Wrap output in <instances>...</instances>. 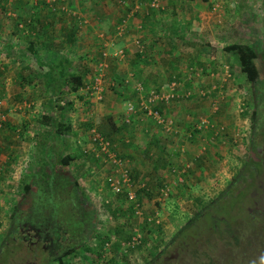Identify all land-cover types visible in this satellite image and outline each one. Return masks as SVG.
Returning a JSON list of instances; mask_svg holds the SVG:
<instances>
[{"label": "rangeland", "instance_id": "374dc122", "mask_svg": "<svg viewBox=\"0 0 264 264\" xmlns=\"http://www.w3.org/2000/svg\"><path fill=\"white\" fill-rule=\"evenodd\" d=\"M194 1H199L200 6L208 8H205V11L201 10L203 13L197 17V23L191 21L190 27L187 26L188 35L186 34L185 37H189L188 41L192 39L196 42L192 45V50H196V46L201 47L205 44L203 51H199V55H203L202 60L207 64L202 69L193 65V62L184 64V59L177 60L175 65L181 74L178 79L174 78L176 80L173 96H171L172 90H168L171 80L167 77L168 73L172 75V69L162 61L156 65L154 70L158 73L157 76L165 81H162V90H160L162 102L155 103L163 105L162 113L171 118L172 127L168 130L165 128L167 124L159 123L153 114L148 111L142 112L147 116L143 119L148 124L147 129L154 132L150 137L154 146L148 144L147 147L151 150V154L145 150L146 142L137 129V119L124 116L129 109L122 101L120 107L107 112L98 103L104 97L101 100H94L83 90L88 97L78 98L79 94H83L80 91L81 87L69 92V98L74 97L77 99V104L78 101L80 103L75 104V108L68 112L66 119L70 120L72 128L65 133L62 141L69 144L68 149L74 151L77 162L70 163L64 170L72 179L79 182L81 196H84L90 207L97 211L94 218L97 223L95 222L94 230L88 232L89 237L87 236L86 242L71 255H65L66 264H151L153 261L156 264L157 257H163L161 264H207L205 260L198 258L199 255L206 258L207 254L216 259L213 264H264L263 261L256 260L259 253L258 249L253 248V245L260 244V240L264 241L263 189L261 193H258V189L252 187L255 182L260 183V180L253 181L251 170L254 173L256 167L245 163L251 155L260 161L261 172L264 171V141L257 150H253L249 145L252 120L245 111V106H250V102L253 101L250 100L252 87L245 73L239 69L233 53L224 48L226 44L233 41H248L250 44L257 45L259 53L257 63L261 76L264 77L263 6L261 0ZM189 2L191 3L187 0H169L167 3L169 6L165 8L169 12L171 8L169 3L178 4V6H185V13L189 14L191 13L187 11ZM68 4L71 6V2ZM95 7L99 9V6ZM7 8L8 6H0L1 19H6ZM154 8L160 10V6ZM100 9H103V6ZM175 11L181 13L173 9L175 14ZM102 13L107 17L109 15L105 10H102ZM93 19L95 27L101 23L103 25L96 28L97 31H103L106 34L104 28L109 30L111 19L101 20L96 17ZM160 22L156 23L154 30L157 38L148 48L158 50L159 46L164 48L168 46L165 40L166 25L168 24L170 28L173 25L166 21L165 28L164 26L161 28ZM169 22L175 23V20ZM81 30L84 29L81 28ZM122 32L123 30H120L119 35ZM170 33L172 35V31ZM135 44L137 46V42ZM137 48L140 47L137 46ZM13 49L18 50L16 47ZM145 50L146 53H152L148 49ZM177 50L178 53L173 52L172 56L185 54L188 49L180 46ZM106 52L109 56L110 52ZM8 59L2 58V61L6 62V67L11 69L15 64L12 59ZM110 60L113 66L119 67L115 58L107 59L105 71L107 70L108 73L106 72L102 77L104 84H108L112 79L111 82H115V85L109 88L116 90L120 83L116 80L117 76L111 74V67L108 69ZM94 61H83L89 63L88 69L85 66L89 72L83 76L85 83L96 73L97 64H94ZM28 67L34 68L32 69L33 86H29L27 91L22 90L15 81L14 85H6V90L0 93L1 110L7 120L5 124L0 125V254L4 256L1 251L6 249L5 245L13 251L10 257L12 261L7 260L3 264H39L40 257L44 260L34 247L36 236H32V231L29 235L21 237L23 241L18 247L12 246L10 237L16 230L15 237L18 239L19 228L16 229L14 220L15 213L21 211V208L13 210L12 206L14 203H18V206L23 205L24 197L19 190L28 177L29 166L35 165L30 163L33 162L31 153L34 149L32 136L37 135L33 128L36 124L35 116L42 108L46 94L45 83L40 82L42 75L39 76L36 72L38 65L34 58L29 60ZM211 71L213 72L210 73ZM10 72L12 76L13 69ZM6 74L9 72L6 71ZM10 76L6 75V77ZM125 76H129L128 85L131 88H134L136 81H141L138 80L139 78L134 79L131 74ZM145 85V83L142 84L143 91L151 90L152 86ZM136 91L135 89L132 92V102H134ZM123 119L129 120L128 123L135 122L136 127L134 126L133 132L137 130L133 142L129 141L124 146L113 138L120 134V130L125 131V128L119 127L118 124L120 120L124 121ZM115 121L118 127L114 125ZM8 124L16 125V129L11 130ZM92 128L101 131L109 138L114 150L128 166L133 181L131 187L136 188V198L139 202L137 212L133 204L130 203L131 207L127 206L128 201H125L122 204L123 207L118 209L113 205L106 207L100 204L99 198L102 199L104 195L111 198V201H115L114 193L106 184V176L113 170L110 163L102 160L103 156L93 155L100 151L98 144L91 139ZM155 129L161 133V136L156 139L164 137L163 139H154ZM136 144L138 147L135 149L139 150L136 151V159L145 150L143 153L147 152L148 155L140 154V156L145 157V160L149 162L152 156L151 160L159 164L158 169H155L153 165L142 167L132 164L133 160L127 156V153L132 152ZM83 146L85 150H88L86 152L89 155H81L79 151ZM58 168L60 170L61 166ZM133 174L136 176L134 177ZM250 181L251 186L248 185ZM163 183L166 185L165 190H163ZM139 186L140 188L137 189ZM167 189L170 191L169 194H166ZM242 189L244 191L249 189L250 193L258 198L253 201L247 193L236 195ZM63 196L59 197L60 201H67L63 203L64 209L59 211L58 220L62 224L60 238L66 245L82 237L80 230L83 229V225L69 224L70 213L75 217L78 212L72 198ZM204 203L208 204L210 209L206 208L203 211L204 208L201 205H205ZM117 204L120 203L116 202L114 205L117 206ZM212 213L214 218L211 216ZM245 214H251V216L248 217ZM22 218L25 219V217ZM32 218L34 217L29 215L31 221ZM252 218H254L253 221H250L249 219ZM146 219L157 222L158 228L147 231L150 225L146 223ZM19 223L30 232L32 222L20 220ZM128 231H134L136 241L128 242L125 237ZM72 234L77 235V238L71 236ZM100 235L110 238L103 248L102 255L98 257L96 255L98 252L96 253L94 249ZM253 240L255 243L252 244ZM245 242L252 244L250 249L247 245L249 250L246 254L242 251ZM46 246L49 250V243ZM260 247L261 254L264 256V245ZM52 248L56 250L58 246H52ZM254 258L256 261H253ZM49 264L56 263L53 261Z\"/></svg>", "mask_w": 264, "mask_h": 264}, {"label": "trees", "instance_id": "16d2710c", "mask_svg": "<svg viewBox=\"0 0 264 264\" xmlns=\"http://www.w3.org/2000/svg\"><path fill=\"white\" fill-rule=\"evenodd\" d=\"M57 1H58L57 2L58 6L50 7L51 9L54 10L52 12L53 18H55L56 15L55 13L57 12L69 11L68 9L66 10L62 7L63 4H65L66 2L63 3L61 0H57ZM261 2L264 11V0H261ZM66 5L68 6L67 3ZM5 17L7 18V15H5ZM75 17L77 18V16ZM20 18L24 19L23 15H21ZM27 19H29V22L26 21L27 26L25 27L28 28V32L29 34H31L30 37H32V39H30L28 45H26L25 47L23 46L22 49H26V51H30L31 54L35 55L34 58L38 65V67H36V72L39 76L42 75L40 79L41 81L40 80L39 81L40 82L44 81L45 83L44 89L46 94L41 105L42 108L35 116L36 124L33 128L37 135L36 137L32 136L33 139L32 145L34 149H33V153H31V158L33 159V162L31 161L30 163H34L35 165L29 166V172L27 174L28 177L27 179L24 180L19 190L20 194L24 197L23 205L18 206L19 205L18 203L17 204L14 203L12 206L13 210L15 208L16 209L21 208V211L15 213L16 217L14 220L16 229L19 228L17 235L18 239L15 237L16 230L14 231V235L11 234L10 237H11V243H13L12 246L16 245V247H18L23 241L21 240V237L23 235H29L32 231V236L33 235L36 236L34 238L35 242L33 243L34 247L36 250L39 251V255H42L44 257V260L42 257H40L41 261H39V264H49L53 261H55L56 264H66L64 261L65 255L66 254L71 255L72 253H74V251L77 250V248H79L81 245H83L86 242L87 238L89 237L88 232L90 230L91 232L94 230L93 227L95 226V222H96L94 221V218L96 217L95 215L97 214V211H95L93 207H90V205L86 202L84 196H81L82 190L80 188L79 182L76 179L75 180L72 179L70 175L66 174L64 170V168L70 165L73 158L75 157L74 151L68 149L69 144L62 141L65 133L70 131L72 128L70 120L66 119V117H68L67 116L68 112H70V110L73 108V100L71 99V97L69 98V92L71 90L79 89L81 85L85 82L83 81L82 74L76 72L73 61L68 55V51H65L64 53L59 52L60 48L58 46V43L53 42L52 51L56 54V56H54L53 58H48V57L40 58V55L39 57H36L38 55V52H40L38 50L37 45L40 42L41 44L43 43V40L39 41L37 38L42 33H45V35L49 36L50 32L47 27L43 28V26L39 22L38 17H35L34 15H29V17L26 18V20ZM50 23L52 24V21H50ZM53 29L55 30V27ZM72 29L73 27H70L69 35L71 33L73 34ZM59 45H62V43H59ZM224 48L233 53L234 58H236V61L238 63L239 69L243 73H245V77L247 81H249L252 87V92H251L252 94L250 100L253 101L252 103L250 102L251 104L250 106L249 105L245 106V111L247 112L248 115H250L249 117L252 120L249 145L253 150H257L258 146L262 143V141H264V77L261 76V72L257 63V58L259 57L257 45L250 44L248 41H233L226 44ZM134 52L137 56L133 60H138L144 57L143 60L146 63H149L150 61L154 60L156 55L155 53L150 54V53H146L145 51H141L140 48H136ZM169 56H170L169 58L170 63H173L175 61V56H171V54H169ZM195 56H196L195 54L188 53V60H190L189 62H193L192 64L195 66H202V68L204 69V65L207 63H205L204 61H199V59L197 60L194 59ZM75 67H77V65H75ZM32 69L34 68L29 67L28 70L26 69L27 70L26 74L23 72H19L17 75H15L16 78L15 80L19 84L21 89H25L27 86L33 83L31 82L33 80ZM212 72L213 71H211L210 73ZM116 76H117L116 78L117 82L121 83V88H123L122 85L124 86L125 84L126 86L128 85V80H126L128 78L127 76H123V77L121 75H116ZM178 78L179 77H177V79ZM171 79L172 78L170 77L169 80ZM113 83L114 86L115 82ZM131 90L132 92H134L135 88H132ZM1 91L2 90H0V93ZM79 97H82V94H79ZM132 98H127V99L126 97L123 98L125 100V106H127L128 101L133 100ZM134 98L135 99L133 103L136 110H134L133 112L124 113V116H128L129 118H132L133 115H138L139 113L145 111L144 109L139 107L140 96L138 95L137 91L134 95ZM159 102H162V99H160ZM157 107L159 108L160 111H163L162 104L157 105ZM123 120L124 123L125 122L128 123V121H126L125 119ZM6 121H7L6 119L2 120V125L5 124ZM8 127L11 130L16 129V125L14 124H8ZM63 149L65 150L64 152ZM86 151L88 150H85L83 146L80 148L79 152L81 153V155L84 156L89 155L87 154ZM93 155L95 157L103 156L102 160L104 162L107 161V159L105 158L106 156L102 151H100L98 154H93ZM89 157H91V155ZM245 163L248 166L252 165L253 167H256L254 173L253 170H251L253 181L254 179L260 180V183L255 182L253 185L252 182L250 181L248 185L249 186L252 185L254 189L257 188L258 190L257 189L256 190L258 193H261L263 189L262 193L264 195V171L261 172L260 161L254 159L253 156L249 155V159ZM58 166H61L60 170ZM133 175L134 177L136 176L135 174ZM162 185H164L163 190H165L166 189L165 183H163ZM139 188L140 186L137 189ZM166 191H167L166 194H169L170 191H168V189ZM246 193L253 201H255L258 198L257 196L254 197L255 195L253 196L250 193L249 189L247 191H244V189H242L240 190V192H237L236 195L238 194L243 195ZM63 195H67V197L70 196L72 198L75 208L78 212L75 217H73V215L71 216L70 213L69 224L71 226L75 225L76 223L78 224L80 223V225H83L82 226L83 229L80 230L82 237L76 239L77 235L72 234L71 236H74L76 240L69 242L66 245L63 244L60 238L62 224L61 221L58 220L59 211L64 209L63 203L67 201V200L63 202L60 201L59 197ZM113 196L115 197V201H111V198H107L105 195L102 197V199L99 198L100 204L106 207L109 205H113L115 206L114 208L117 209L119 207L122 208L123 207L122 204L125 201H127L125 191L122 190L121 192L114 193ZM118 197L122 200H120ZM116 202L120 204H117V206L114 205ZM205 205H201L203 206L202 208H204L203 211L206 208L207 210L210 209V207H208L209 206L208 204ZM127 206L131 207V204L128 202ZM242 208L243 207H241V210H243ZM212 214L211 216L212 218H214V214L213 215ZM29 215L34 217L32 218V221L29 219ZM245 215L248 217L251 216V214H245ZM22 217H25V219H23ZM253 219L254 218L249 220L253 221ZM20 220L26 222L29 220L30 222L33 223V225L31 224L32 228L31 230H29L30 232L25 230L20 225L19 223ZM145 221L148 225H150L149 228L147 227L148 228L147 231H151L152 229L158 228L157 222L155 221L151 222L147 219ZM133 233L134 231L132 232L128 231L125 234V237L128 240V242L131 241ZM109 238H110L109 236L100 235L99 242L97 243L96 249H94L96 253L98 252L96 254L98 257L102 255L103 248L105 247V244L108 242ZM259 242L260 244L258 243L259 244V245L257 244L258 246L253 245L254 246L253 248H255L256 250L258 249L257 251L259 253L258 259L254 258L253 261L259 260L264 262V259H262L264 258V256L261 254L262 248L260 247V245H264V241L260 240ZM48 243H49V250L46 249V247H48L46 246ZM253 243H255L254 240L252 244ZM247 245H249V243L245 242L244 247L242 248V251L245 254L248 252L251 246L249 245V249H247L248 248ZM5 246L6 249L3 247L4 249L2 248L3 251H1L2 253H4V256L0 254L1 255L0 264H3L7 260L12 261L10 257L12 256L13 251L10 250L8 245ZM52 246L53 247L58 246V248L54 250L55 248H52ZM8 249L12 253H10ZM93 252L94 251H92V253ZM92 257L96 259L95 256ZM198 258H202L203 260H205V263L207 262V264H213L214 261L216 260L213 257H211V255L209 254L206 255V258L201 257V255H199ZM162 262H163V257H157L156 264H161ZM154 263L155 261L151 262V264Z\"/></svg>", "mask_w": 264, "mask_h": 264}, {"label": "crops", "instance_id": "0c3cea01", "mask_svg": "<svg viewBox=\"0 0 264 264\" xmlns=\"http://www.w3.org/2000/svg\"><path fill=\"white\" fill-rule=\"evenodd\" d=\"M61 1L63 3L66 2L67 4L68 2H71L72 7L68 4V10H69L68 12L67 11L57 12L55 13L56 14L55 18H53L52 12L54 10L51 9L50 7L58 6L57 0H0V6H8L7 18L6 19L0 18V35H1L0 36V63H1L0 90H6L7 88L6 85H11V84L14 85V82L16 81L15 75H17L19 72H23L26 74L29 68L28 67L29 60L35 57V55L31 54L30 51H26V49H22V47L28 45L29 40L32 39V37H30L31 34H29L28 32V28L25 27L27 26L26 21L29 22V19L26 20V18H28L29 15H34L35 17H38L39 22L41 23L43 28L47 27L50 32L49 36L45 35V33H42L37 38L39 41L43 40V43L41 44L40 42L37 45L38 50L40 52H38V55L36 57H39V55L40 58H46V57L53 58L54 56H56V54L52 51L53 42H56L58 43V46L60 48L59 52L64 53L65 51H68V55L72 59L75 69H76L75 64H78L77 67L79 68L76 69V72L82 74V76H85V74L89 73L87 71L89 63L83 61L95 60L94 64H97V62L100 59L113 60L115 58L116 62L119 64V67L116 65L113 66V62L110 60L111 62H109L108 69H110L111 67V71H112L111 74L115 76L121 75L122 77L131 74L133 75L134 79L139 78L138 80H141L140 82H142V84L145 83L146 84L145 86L147 87L152 86L151 88L153 89H159L162 86L161 85L162 81L163 82L165 81V79H163L162 77H158L157 76L158 73L154 70L159 61L164 62L163 64L169 65V67L172 69V70L170 69L172 75L168 73L167 77L176 78V79L181 74L175 65L177 60L184 59L185 61L183 63L187 64L190 61L188 60V53H192L196 55L194 59L196 60L199 59V61H203L202 60L203 55H199L200 54L199 51H203L202 48H204L205 44H202L201 47L196 46V50H192V45L196 42L192 41V39L188 41L187 38L189 37L187 38L185 37L186 34L188 35V33L186 32L187 26L190 27L189 24L191 23V21L196 22L197 17L200 16V13L202 14L203 11H205V8H208L207 6H200L199 1L187 0V1H191V3L189 2V6L187 7V11L191 12L189 14L185 13L186 10L185 6H178V4H172V3H169L171 5V8L170 11L167 12L165 7L168 5L167 3L169 0H161L160 10L152 6H149L148 0H126V2L124 3L121 2V0H61ZM95 6H99V9H97ZM102 6L103 9H100V7ZM173 9L178 10L181 13L175 11L176 12L175 14L173 13ZM102 10H105L106 13H109L108 17L104 16ZM21 15H23L24 19L20 18ZM174 15L175 18L172 19ZM75 16H77V18ZM94 17H96V19L101 18V20H103L104 18L111 19L110 20L111 23H109V30L104 28L106 34H104L103 31L100 32L97 31L98 29L96 28L103 27V25L101 23L100 25L95 27L94 25L95 21L93 19ZM170 20H175V23L169 22ZM50 21H52V24L50 23ZM122 21L124 23V27L122 29L123 32L122 34L119 35L118 31L116 30H117V26L122 25L121 24ZM158 21H161L160 22L161 28H163V26L165 28L166 21L173 26H171L170 28L169 26H167L168 24L166 25L165 40H167V44H168L167 48H164L163 46H159L157 50L148 47H150V44H153L155 42V39L157 38L154 30L156 23ZM76 23L78 24V26ZM52 27L53 28L55 27V30ZM70 27H73L72 29L73 34L71 33L69 35ZM81 28H83L84 30H81ZM170 31H172V35H170L171 34ZM135 42H137V46L140 47L141 51H146L145 49H148L150 52L156 54L155 59L150 61L151 63L154 64H151L150 62L146 63L143 60L144 57L140 58L141 60L139 59L133 60L137 56L134 52L135 49L137 48ZM59 43H62V45H59ZM180 46H184L188 50L186 51L185 54L182 53L181 55L175 57V61L173 63H170L169 54H171L172 56L173 52L177 51L178 53L177 49ZM187 46L190 49L187 48ZM14 47L18 48V50L15 51V49H13ZM117 47H123L125 50V53L122 58L119 56H115L113 54V52ZM171 47H172V51H171ZM104 51L110 52L109 56L108 55L104 56L103 55ZM2 58L12 59L13 63L15 64L14 67L11 69L6 67L7 64L6 62L3 63ZM85 66L87 67V69H85ZM198 67L202 68V66H198ZM12 69L14 71V74L10 76L11 74L10 70ZM6 71H8L9 74H6ZM6 75H9L10 77H6ZM127 77L129 78V76ZM128 78L126 80H128ZM32 84L33 83H31L29 86H33ZM113 84H114L113 82L112 83L109 82L107 84L104 98L103 100L98 102L100 103V105H102L105 108L107 112L111 111L113 108L117 109L118 107H120L121 101L125 105V100L123 99L124 97H126V99L133 97V93L131 90L132 88L129 85L127 86L126 84L125 86L122 85L123 88H121V83H120L118 89L116 88V90H114L109 88ZM29 86L25 88L26 91L27 89L30 88ZM120 88L122 89V92ZM80 91L81 93H83L82 97L80 98L85 99V96L88 97L81 88ZM71 99L73 100V107L75 108L76 106L75 104H77V99H75L74 97H71ZM12 101H14V99H12ZM89 101L91 102V100ZM79 103L80 102L78 101V104ZM172 108H173V104H172ZM89 113H91V111ZM142 115H143L142 113H139L138 115H133L132 118L137 119L136 122L137 129H139V133H141L140 134L141 137H143L144 141L146 142V144H144V147H146L145 150L146 151L148 150L149 153L151 154L152 153L151 150H149V148L147 147L149 145L154 146L151 143V139H150L153 131L147 129L146 126L148 124H146V122L143 120L144 118H147V116L145 115L142 116ZM118 124L120 125L119 127L125 128V131L120 130V134L115 135L113 137L114 140H118V142H120V145L123 146L129 141L133 142L134 134L137 133V130L133 132V130L136 127L135 122L131 121L129 123L127 122L124 123L123 121L120 120ZM114 125L118 127L116 121ZM155 132L157 134L155 133L154 139L161 136V133H159L157 130ZM163 138L161 137L156 140ZM138 144L133 146L132 152L127 153V156H129L133 160L132 164L135 166L141 165L142 167L153 165V167H156L155 169H158L157 166L159 164H156L155 161L151 160L152 156H150L149 158L150 162L148 160H145V157H142L148 155L147 152L143 153L145 152V150H143L140 153L142 156H140L139 154L138 159H136L137 156L136 151H139L136 150ZM75 161L76 158L74 157L71 163L73 164L75 163ZM141 172L145 173L143 170H141Z\"/></svg>", "mask_w": 264, "mask_h": 264}, {"label": "built area", "instance_id": "2783aa9c", "mask_svg": "<svg viewBox=\"0 0 264 264\" xmlns=\"http://www.w3.org/2000/svg\"><path fill=\"white\" fill-rule=\"evenodd\" d=\"M121 2H126V0H121ZM148 5L155 7L161 5V0H148ZM64 9H68V6L63 4L62 6ZM122 25L117 27L118 33H120V30L123 29L124 23L122 21ZM125 53V50L123 47L117 48L113 54L115 56L122 57ZM103 55L106 56L107 52L104 51ZM107 66L106 59H101L97 62V67L95 68V74L93 75L91 80H87L88 82L84 83L81 87L82 90H85L88 95L95 100H101L104 96L106 84H104L102 75L105 74V68ZM99 76V77H97ZM100 76L102 78H100ZM168 84V90H172L171 96L174 94V83L175 79L171 80ZM134 88L137 90L138 95L140 96L139 100V107L144 109L145 112L148 111L150 114H153V116L157 119L159 123H162L165 126L166 129H170L172 127V120L171 118H168L163 115V111H160L157 107V103L160 101V98H162L160 94V90H162V86L159 89H153L147 91L142 90V83L140 81L136 82V85ZM143 91V92H141ZM148 92V93H147ZM168 98V96H167ZM158 99V100H157ZM1 99H0V125H2V120H5L4 113L1 110ZM158 101L157 103H155ZM127 112H133L135 109L134 103L132 101L127 102ZM126 121H129L126 119ZM93 131V132H92ZM91 139L98 144V150L102 151L105 154V158L107 159V163H110L112 165L113 171L108 172V175L106 176V184L110 187L113 193L121 192L122 190L125 191L126 200L133 204V207L135 208V211L137 212L139 207V202L136 198V188H132L131 184L132 176L130 175V171L126 163L122 160L121 156L114 150L111 141L107 136H104L101 131H98L97 129L91 130ZM138 240V238H137ZM132 242L136 241L135 235H132Z\"/></svg>", "mask_w": 264, "mask_h": 264}, {"label": "clouds", "instance_id": "9594fccd", "mask_svg": "<svg viewBox=\"0 0 264 264\" xmlns=\"http://www.w3.org/2000/svg\"><path fill=\"white\" fill-rule=\"evenodd\" d=\"M122 58V57H121ZM108 63V62H107ZM107 72V70L105 71V73ZM111 82V81H110ZM112 83V82H111ZM84 84V83H83ZM83 86V85H82ZM81 86V87H82ZM106 87H107V84H106ZM82 89V88H81ZM87 95V94H86ZM104 95H105V92H104ZM89 96V95H88ZM90 97V96H89ZM104 97V96H103ZM92 98V97H91ZM92 99H94V98H92ZM95 100V99H94Z\"/></svg>", "mask_w": 264, "mask_h": 264}, {"label": "water", "instance_id": "95a60500", "mask_svg": "<svg viewBox=\"0 0 264 264\" xmlns=\"http://www.w3.org/2000/svg\"><path fill=\"white\" fill-rule=\"evenodd\" d=\"M251 154L253 155V151L251 152Z\"/></svg>", "mask_w": 264, "mask_h": 264}]
</instances>
